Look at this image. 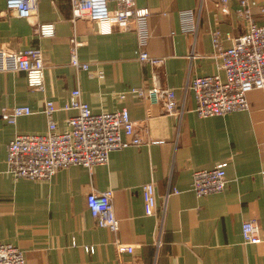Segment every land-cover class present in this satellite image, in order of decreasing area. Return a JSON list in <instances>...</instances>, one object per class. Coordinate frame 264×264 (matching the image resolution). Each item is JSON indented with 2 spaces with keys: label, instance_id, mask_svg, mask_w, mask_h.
<instances>
[{
  "label": "crops",
  "instance_id": "obj_1",
  "mask_svg": "<svg viewBox=\"0 0 264 264\" xmlns=\"http://www.w3.org/2000/svg\"><path fill=\"white\" fill-rule=\"evenodd\" d=\"M135 1L151 12L145 49L161 64L139 60L137 32L101 34L94 22L73 20L71 0H37L34 23H54L53 37L37 34L31 21L7 13L8 0H0V49H39L45 62L44 91L31 89L24 72H0V112L14 106L33 111L15 125L0 118V244L20 248L28 264H264V90L249 94L250 110L201 118L190 88L197 77L225 78L214 32L227 49L250 22L240 15L239 0H228L227 13L219 0ZM250 6L255 22L264 25V0H250ZM109 7L116 9V1ZM184 11L192 12V32L184 29ZM73 37L82 43L78 56L89 71L71 65ZM154 75L176 89L181 117L165 115L161 104L131 92L152 87ZM76 88L94 113L127 108L146 143L114 151L108 164L92 170L72 166L49 180L16 179L8 172L9 143L18 135L47 133V100L59 109V130L67 131V119L77 112L62 108ZM222 163L225 190L197 196L194 173ZM151 182L157 208L146 216L142 186ZM107 190L114 192L113 213L120 220L116 234L97 226L87 205L91 192ZM252 217L261 226L257 244L243 240V223ZM116 241L133 252L119 253Z\"/></svg>",
  "mask_w": 264,
  "mask_h": 264
},
{
  "label": "built area",
  "instance_id": "obj_2",
  "mask_svg": "<svg viewBox=\"0 0 264 264\" xmlns=\"http://www.w3.org/2000/svg\"><path fill=\"white\" fill-rule=\"evenodd\" d=\"M116 9H110L109 0H71L73 20L85 19L94 22L101 34H110L116 28L135 31L139 39V60L151 64H161L162 58H153L145 47L150 33L146 20L151 12L148 8H139L135 0H115ZM240 15L250 22L248 32L234 39L230 48L223 49L220 33L214 32L213 42L220 58V73L197 77L191 83L196 99L195 112L201 118L225 116L227 114L250 110L249 94L254 90H264V25H259L252 17L250 0H239ZM228 0H219L223 13L228 12ZM37 12V0H8L7 13L31 21L40 36L53 37L56 33L54 23H34ZM264 12V7H263ZM185 30L194 31L192 12H182ZM71 65L77 70L89 71L90 66L78 56L82 43L76 37L71 38ZM193 53V57H194ZM24 72L28 86L37 91L45 90V62L39 49H26L8 52L0 49V72ZM102 77L103 72L98 71ZM96 74L90 77L94 79ZM152 87L133 88L132 93L149 100L152 104H161L165 115L181 117L184 108L180 107L175 88L162 86L158 76L154 75ZM58 107L53 101L45 102L44 113L48 120L46 134L18 135L8 145V172L16 179L49 180L59 171L72 166H83L92 170L95 166L106 165L112 152L130 146L146 143L136 131L127 108L114 112L94 113L82 98L80 88L71 92L68 102L62 110L77 112L67 119L69 129L61 132L55 121ZM33 114L29 106L4 108L0 118L15 125L19 118ZM227 163L213 169L198 170L193 175L192 190L199 197L222 193L227 185ZM145 214L154 216L157 208V193L154 183L142 186ZM179 193V190H174ZM113 190L93 191L88 195L87 205L97 226L110 229L114 234L119 231L120 220L113 213ZM170 194L166 196L168 199ZM243 240L248 244L261 241V226L257 218L252 217L243 223ZM119 253H132L133 246L115 242ZM92 251L93 248H87ZM0 264H28L25 253L13 244H0Z\"/></svg>",
  "mask_w": 264,
  "mask_h": 264
}]
</instances>
